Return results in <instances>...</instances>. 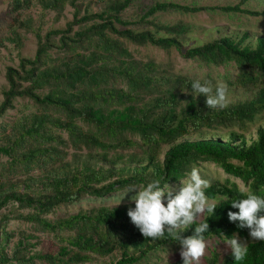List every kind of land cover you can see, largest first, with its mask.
<instances>
[{
	"label": "trees",
	"instance_id": "trees-1",
	"mask_svg": "<svg viewBox=\"0 0 264 264\" xmlns=\"http://www.w3.org/2000/svg\"><path fill=\"white\" fill-rule=\"evenodd\" d=\"M100 1V11H90L78 0L10 1L11 35L0 37V49L5 41L19 48L21 30L33 33L37 43L33 57L20 56L17 67H6L7 86L1 91L0 118L14 108L16 98H27L33 109L0 124V264H150L157 253L180 244L167 233L145 239L127 216L128 207L135 206L130 202L48 215L85 196L104 197L153 179L179 184L193 166L208 179L204 163L228 175L223 181L209 179L205 190L217 201L215 213L201 218L209 224L206 240L234 233L246 240L249 229L228 219L229 211H239L231 203L249 191L264 197V122L254 137L244 133L264 115V33L224 32L187 45L192 32L188 23L153 20L156 13L200 10L264 17V5L256 10L243 6L250 0L225 6ZM34 3L53 11L54 22L70 5L72 19L42 33L25 16ZM130 8L134 15L126 17ZM129 43L174 48L207 71L173 74L172 62L135 58ZM221 66L224 72L212 73L211 68ZM194 79L210 80L214 88L223 82L228 94L245 97L208 108L206 96L192 93ZM230 177L240 179L246 189ZM10 220L26 222L28 229L7 230ZM196 226L182 235H191ZM37 234L50 237L46 251H34L40 243ZM247 245L243 261L236 262L230 250L212 248L201 264H264V240ZM103 258L107 260L99 262ZM153 264L183 261L177 257Z\"/></svg>",
	"mask_w": 264,
	"mask_h": 264
},
{
	"label": "rangeland",
	"instance_id": "rangeland-1",
	"mask_svg": "<svg viewBox=\"0 0 264 264\" xmlns=\"http://www.w3.org/2000/svg\"><path fill=\"white\" fill-rule=\"evenodd\" d=\"M10 1L11 0H0V37L10 36V28L8 27L9 21L13 16V13L10 10ZM82 3V7L87 6L90 11H100L104 7V3L100 0H78ZM143 4H149L153 0H140ZM173 1L180 4L187 5H196V6H225L233 5L239 0H166ZM262 4L264 2L257 0H250L243 6H247L251 9L261 10L263 8ZM73 8L68 5L64 9L63 17L59 21H53L54 12L50 10H43L39 3H34L29 9L25 10V16H30L33 19V25L35 27H40L41 32L43 33L50 26L54 27H63L67 20L72 19ZM134 8H130L125 12L126 17L134 15ZM43 12V15H42ZM153 20L158 22H163L167 24H173L179 20L188 23L192 32L189 34L191 40L187 45H197L213 38L219 37L224 32L230 33L232 31L242 32L248 30L252 36L264 33V17L263 16H251L241 13H232V12H221L219 10H200L193 13L183 14L178 12H163L156 13L153 17ZM42 21V24H41ZM220 32H217V30ZM21 45L19 48L15 47L13 42L5 41V47L0 49V101L2 99V89L7 86L5 79V70L7 66L17 67L19 63V57H33L36 49V37L33 33H26L21 30ZM128 48L135 58H140L146 60L148 57L154 58L157 62H172L174 68L171 70L173 74H181L184 72H198L199 74L205 73L207 68H199L195 62L184 59L180 56L177 50L171 48L166 51L164 49L158 48L152 45L137 46L133 44H128ZM225 67L211 68L213 74L218 72H224ZM243 93H234L227 94V103L230 101H236L244 98ZM33 109L32 104L27 98H16L14 101V108L7 110V112L0 118V124L8 121H12L23 114L29 113ZM264 122V115L256 119L253 123H250L247 127L245 135L252 137L255 133V130L258 125ZM226 130L218 131V133H225ZM1 135V134H0ZM3 161V158L0 159V163ZM204 174L209 179H219L223 181L228 175L223 172L221 168L216 166L213 163H204L201 166ZM232 180L236 181L242 189H246L245 184L237 178L230 177ZM172 190L181 186L179 184H171ZM126 189L114 192L112 194L106 195L104 197H92L85 196L79 201L74 202L66 207H58L53 213H50L48 216L50 218H56L58 216H65L71 213L77 212L79 209H90L92 207L105 205L112 206L118 204L119 199L123 196ZM134 193L129 192L126 194L122 203H127L129 197ZM166 201V198H165ZM28 223L18 220H10L6 226L7 230H13L15 232L23 231L28 229ZM39 235L40 243L34 247V251H46L50 247V237L45 234ZM31 241H35L32 239ZM253 240L249 234L246 240L241 239V242L247 243ZM208 246L206 248V254L214 248L217 251L224 253L229 251L226 244L222 239L217 237H212L207 239ZM12 243L10 242L11 246ZM181 246L175 248H169L165 252H159L153 257L150 261V264L153 263H164L166 260H171L177 257H180ZM205 254V255H206ZM107 258L99 259V262L106 261ZM91 264V263H87ZM146 264V263H143Z\"/></svg>",
	"mask_w": 264,
	"mask_h": 264
},
{
	"label": "clouds",
	"instance_id": "clouds-1",
	"mask_svg": "<svg viewBox=\"0 0 264 264\" xmlns=\"http://www.w3.org/2000/svg\"><path fill=\"white\" fill-rule=\"evenodd\" d=\"M191 90L196 97L206 96L208 108L227 106L228 88L223 82H218L214 88L210 80L194 79ZM180 181L181 187L176 192L168 183L162 185L160 179L130 185L116 206L121 204L127 193H134L129 201L135 206L128 207L127 216L143 237L161 239L167 233L179 242L183 264H201L208 246L204 233L209 231V224L201 218L205 213H215L217 201L206 195L205 190L210 187V181L200 174L198 167L193 166L186 178ZM231 206L239 211H229V221H238V228L249 229V236L253 240H264V197L249 191L246 196L242 194L234 199ZM193 224L197 226L192 234L182 235ZM223 236L222 241L230 250V255L236 262L243 261L249 252L247 243L241 242L235 233L231 237Z\"/></svg>",
	"mask_w": 264,
	"mask_h": 264
}]
</instances>
